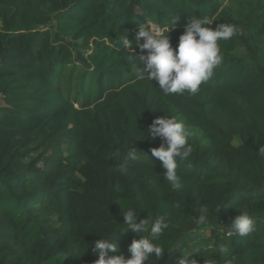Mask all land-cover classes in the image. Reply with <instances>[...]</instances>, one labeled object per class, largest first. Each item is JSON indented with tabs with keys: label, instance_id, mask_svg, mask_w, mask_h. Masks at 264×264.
Instances as JSON below:
<instances>
[{
	"label": "trees",
	"instance_id": "1",
	"mask_svg": "<svg viewBox=\"0 0 264 264\" xmlns=\"http://www.w3.org/2000/svg\"><path fill=\"white\" fill-rule=\"evenodd\" d=\"M190 15L243 35L219 42L223 61L196 94L164 95L137 71L139 25L171 27L175 48ZM0 30V264H95L98 235L115 233L110 255L129 258L140 236L119 224L127 207L165 217L159 264H223L221 248L236 264H264V0H0ZM127 34L137 66L119 44ZM167 114L195 132L180 189L145 130ZM201 205L221 206L206 225ZM237 209L256 232L230 234Z\"/></svg>",
	"mask_w": 264,
	"mask_h": 264
},
{
	"label": "clouds",
	"instance_id": "2",
	"mask_svg": "<svg viewBox=\"0 0 264 264\" xmlns=\"http://www.w3.org/2000/svg\"><path fill=\"white\" fill-rule=\"evenodd\" d=\"M212 21L207 17L190 15L188 22L184 25V32L179 38V44L174 48L168 35L171 27L161 26L147 18L146 23L139 25L137 32V40L143 38L145 41L139 44L141 52L147 50L146 55L139 56V61L145 65L143 71L137 68L140 78L146 76L151 82L156 81L164 95H183L186 92L189 95L196 94L202 83L212 77L214 69L223 61L219 42L243 35V28L236 24L222 23L215 29L205 26L211 24ZM119 44L121 49L130 53L137 66L135 47L133 41L128 38V34L120 37ZM135 123L137 124V120ZM145 130L147 139L155 141L159 138L162 141L159 147L151 149V154L162 162L165 169L163 179L173 189H180L182 181L178 175V166L180 161L187 159L193 152L190 142L195 135L193 128L186 125L183 119L167 114L166 117L156 118L152 125ZM145 130L141 131L138 128L141 137L145 134ZM138 140H136L135 146L129 148L126 159L119 165L118 170L121 173L127 172L129 161L138 159ZM258 151L264 154V146H261ZM174 207L179 208L180 205L175 204ZM220 207L210 209L208 205H201L197 223L206 225L211 213L214 211L216 215ZM238 213L231 226L227 228L230 234L234 233L239 237H245L256 232L255 221L249 212L238 210ZM122 215L124 220L119 224L127 227L120 229H130L140 236L139 239H133L129 245L130 257L110 255L119 251L118 245L114 242L116 233L107 238L98 235L100 238L94 242L92 248L93 253H98L95 264H148L153 259L159 264L168 250L160 243L169 227L165 217L151 215L150 218L141 220L140 211L138 212L135 207H127L126 210L122 208ZM218 254L223 259V264H236L237 256L233 250L221 248L218 250ZM181 264H199V261L192 259L189 262L184 259L181 260ZM206 264H209L207 259Z\"/></svg>",
	"mask_w": 264,
	"mask_h": 264
},
{
	"label": "rangeland",
	"instance_id": "3",
	"mask_svg": "<svg viewBox=\"0 0 264 264\" xmlns=\"http://www.w3.org/2000/svg\"><path fill=\"white\" fill-rule=\"evenodd\" d=\"M4 35V33L1 32L0 30V37H2ZM2 104V99L0 98V105Z\"/></svg>",
	"mask_w": 264,
	"mask_h": 264
}]
</instances>
